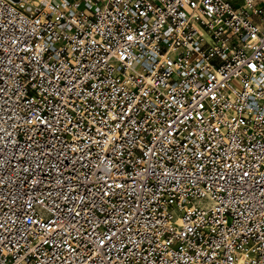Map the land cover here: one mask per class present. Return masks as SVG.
<instances>
[{
	"label": "built area",
	"instance_id": "built-area-1",
	"mask_svg": "<svg viewBox=\"0 0 264 264\" xmlns=\"http://www.w3.org/2000/svg\"><path fill=\"white\" fill-rule=\"evenodd\" d=\"M0 264H264V0H0Z\"/></svg>",
	"mask_w": 264,
	"mask_h": 264
}]
</instances>
